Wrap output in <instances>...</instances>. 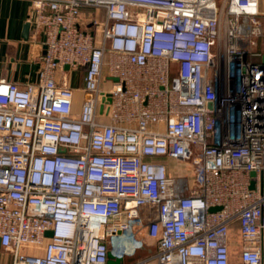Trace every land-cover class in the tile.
<instances>
[{
    "label": "built area",
    "instance_id": "obj_1",
    "mask_svg": "<svg viewBox=\"0 0 264 264\" xmlns=\"http://www.w3.org/2000/svg\"><path fill=\"white\" fill-rule=\"evenodd\" d=\"M29 20L38 81L0 78L13 264H108L152 239L127 264H230L234 224L242 261L262 264L260 0H31Z\"/></svg>",
    "mask_w": 264,
    "mask_h": 264
},
{
    "label": "crops",
    "instance_id": "obj_2",
    "mask_svg": "<svg viewBox=\"0 0 264 264\" xmlns=\"http://www.w3.org/2000/svg\"><path fill=\"white\" fill-rule=\"evenodd\" d=\"M260 8L264 11V0H260ZM100 17H104L103 8L96 10ZM31 0H0V78L13 81L21 86L29 82H37L42 66L41 54L45 46L36 40L31 25L30 35L24 37V26L30 21ZM107 73V69H105ZM70 84L80 89L84 84V69L68 72ZM80 98L79 92H77ZM81 99V98H80ZM80 105L77 104L76 108ZM230 243V264H246L241 259L242 238L239 233H232ZM151 243H155L152 239ZM264 244V238H263ZM148 252L156 250L150 247ZM141 253L143 252L140 251ZM142 256H144L142 254ZM141 256V257H142ZM135 257V256H134ZM126 257L120 264H127L136 258ZM14 253L0 243V264H13ZM119 264V263H116ZM151 264H156L153 261ZM264 264V251L263 263Z\"/></svg>",
    "mask_w": 264,
    "mask_h": 264
},
{
    "label": "water",
    "instance_id": "obj_3",
    "mask_svg": "<svg viewBox=\"0 0 264 264\" xmlns=\"http://www.w3.org/2000/svg\"><path fill=\"white\" fill-rule=\"evenodd\" d=\"M30 29H31V23H30V21H28L26 24H25V26H24V37L25 38H28L29 37V35H30ZM65 68L66 69H69V65H65ZM113 79L114 80H117V77H113ZM253 174H254V172H253ZM252 186H253V184H252ZM219 208H221V206H212V207H210V210L211 211H215V210H217V209H219ZM46 235L47 236H51L52 235V231L51 230H48L47 232H46ZM109 256H110V259H109V261H108V264H116V263H119L120 264V262H121V259H117V260H114L113 258H112V253H109Z\"/></svg>",
    "mask_w": 264,
    "mask_h": 264
},
{
    "label": "rangeland",
    "instance_id": "obj_4",
    "mask_svg": "<svg viewBox=\"0 0 264 264\" xmlns=\"http://www.w3.org/2000/svg\"><path fill=\"white\" fill-rule=\"evenodd\" d=\"M263 40H264V39H259V44H260V45L262 44V41H263ZM261 47L264 49L263 44H262ZM189 163H191V161H190ZM187 166L189 167L190 165L187 164ZM185 169H186V171H187V167H186ZM188 169H189V168H188ZM150 247L154 248V247H155V243H150L149 246H147L145 249H142V250H143L142 253L140 252V251H142V250H140L134 258H136V259H137V258H140V257L142 256V254H143L144 256L147 255V254H149L150 252H148L147 249L150 248ZM142 257H143V256H142Z\"/></svg>",
    "mask_w": 264,
    "mask_h": 264
},
{
    "label": "trees",
    "instance_id": "obj_5",
    "mask_svg": "<svg viewBox=\"0 0 264 264\" xmlns=\"http://www.w3.org/2000/svg\"><path fill=\"white\" fill-rule=\"evenodd\" d=\"M239 233V226H238V224H234L233 226H232V228H231V231H230V237H229V239L231 240V234L232 233Z\"/></svg>",
    "mask_w": 264,
    "mask_h": 264
}]
</instances>
